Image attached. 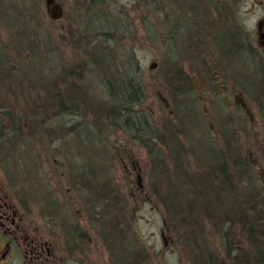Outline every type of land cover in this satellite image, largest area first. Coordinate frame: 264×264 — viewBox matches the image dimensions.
Here are the masks:
<instances>
[{
  "label": "rangeland",
  "instance_id": "374dc122",
  "mask_svg": "<svg viewBox=\"0 0 264 264\" xmlns=\"http://www.w3.org/2000/svg\"><path fill=\"white\" fill-rule=\"evenodd\" d=\"M56 1L63 12L53 21L44 0H0V71L10 74L4 58L17 52L21 101L11 95L10 103L21 109L10 118L24 123L30 198L39 224L44 227L42 214L50 208L60 223L67 214L76 220L75 208L68 212L63 203L68 198L80 202L75 207L81 215L94 207L90 216L98 214L97 233L87 235L93 241L75 247L62 264H74L81 253L95 264H227L223 249L235 248L240 260L253 263L249 258H257L259 240L249 236L258 232L245 231L230 210L237 211L252 190L248 171L261 182L250 158L264 170V85L258 71L251 68L255 74L248 79L250 67L242 61L179 65L190 52H181L183 35L173 31L171 0L156 1L164 6L162 14L134 0ZM214 71L228 92L219 93L212 81V92L204 93L207 117L194 79ZM127 76L145 87L135 118L146 113L159 139L150 147L155 143L161 152L123 127L109 84L116 90ZM237 91L244 99L257 96L251 101L253 122L236 104L223 106V95L229 93L232 103ZM18 146L14 154L23 156ZM235 158L244 162L240 171ZM241 183L248 188L238 189ZM58 205L64 208L62 220ZM241 213L252 217V210ZM226 218L230 223L223 228ZM70 240L63 234L58 242L70 251Z\"/></svg>",
  "mask_w": 264,
  "mask_h": 264
},
{
  "label": "flooded vegetation",
  "instance_id": "af4514ba",
  "mask_svg": "<svg viewBox=\"0 0 264 264\" xmlns=\"http://www.w3.org/2000/svg\"><path fill=\"white\" fill-rule=\"evenodd\" d=\"M156 1L152 0V3L157 7L148 4L146 0H134V4L150 5L154 11L162 14L164 6L161 7L159 5L161 3H156ZM53 2L62 8V4L56 0ZM171 4L170 10L173 8L174 11L171 10V13L167 14L174 22L173 31L183 35L180 36L183 42L181 52L183 54L190 52V57L176 61L179 65L201 66L223 61H242L244 67L248 64L250 67V70L246 71V77L251 79L255 74L251 68H255L260 75L259 84L261 82V85H264V77L261 79V76L264 75V0H171ZM4 59L7 60L6 67L10 74L2 75L0 71V264H62L64 261L68 263L67 256L70 252L76 251L75 247L81 250V248H85L86 239H88V243L93 241L87 235H91L92 232L97 233L98 214L94 212L93 216H90L94 207V209H86L87 217L81 215L78 212L80 210L75 207L80 202L68 198L63 203L67 205L66 207H70L68 212L75 208L79 214L76 220L67 214L65 220L60 223L53 218L54 215H57L56 211L50 208L47 214H42L46 219L44 227L43 224H39L37 214L40 215V213L35 212V206L33 208L34 204L30 198L24 123L16 122L19 118H10L12 111L21 109L20 106L12 109V103H10L11 95L21 101L17 52L8 53ZM170 63L174 64V61ZM217 74L214 71L209 78L197 76L194 79L198 84V86H194L197 102L202 105L203 115L207 117H209V112L208 108L205 109L207 98L204 93L212 92V81L219 84V88H217L219 93L228 92L227 86L220 83ZM261 90L264 92V87ZM256 97L244 99L242 93L237 91L233 94L232 103L230 94H224L222 104L226 107L236 104L247 114L249 121L253 122L254 117L251 112L253 103L251 101H254ZM260 98L262 99L264 96L261 95ZM59 104L62 106V102ZM59 104L54 103L57 107ZM66 106H69L68 103ZM72 122L75 124V121ZM37 124L40 123L37 122ZM208 125L210 126L209 123ZM210 127L213 131V127ZM136 131L137 129H134L135 139L139 135ZM15 145L22 148V151L19 149L18 151H21L23 156L14 154ZM22 158L24 160H21ZM250 165L257 168L261 177V187L264 188L263 168H259L257 161L252 158H250ZM132 168L139 173V168L133 161ZM73 169L78 173L79 165L74 164ZM91 170L89 167L86 171L87 174L92 173ZM83 204L87 205L88 202H83ZM92 205L91 207H93ZM57 207L60 208L58 213L62 220L64 208L60 205ZM63 234L68 235V238L71 239L70 251L61 247L58 242L59 237ZM93 244L100 249L99 244ZM256 252L257 258L249 259H254V263L263 264L264 262L261 261L262 252ZM77 259L74 264H95L89 256L86 259L83 253L78 254ZM233 259V255L228 257L226 253L225 262L227 264H230ZM240 263L247 264L243 260ZM108 264L113 263L109 260Z\"/></svg>",
  "mask_w": 264,
  "mask_h": 264
},
{
  "label": "trees",
  "instance_id": "16d2710c",
  "mask_svg": "<svg viewBox=\"0 0 264 264\" xmlns=\"http://www.w3.org/2000/svg\"><path fill=\"white\" fill-rule=\"evenodd\" d=\"M118 89L114 90L113 89V85L110 83L109 84V88L111 91V98L113 100H118V102H116L117 105H120L122 110L120 111V113L117 111H114V115H119L120 119L123 120V124H124V129L125 130H129L134 133V129H137L136 132L139 133L138 137L136 136V139L141 140V138L143 139L142 142L145 146L149 145V148L151 150H157L160 149V147H156L155 143H154V147H150L153 143V141L155 139H158V136L155 134V130L153 131L152 129V125L151 122L149 124V119L146 116V113L144 112H140V114L138 115V119L135 118V116L137 115V106H139V104L144 100V94H145V87L143 85H141L138 81L136 82L134 80V78L127 76L126 78H124V80L120 81V84L117 85ZM113 89V90H112ZM116 92V93H114ZM114 93V94H113ZM119 113V114H118ZM121 120V121H122ZM134 128V129H133ZM159 140V139H158ZM158 142V141H156ZM173 142V141H172ZM171 142V143H172ZM158 151V150H157ZM159 152H161V149L159 150ZM238 158H235L234 160V165L237 166V171H240V164L242 165V162H238ZM222 174L223 177L227 178V171H228V164L227 162H225V160L222 162ZM230 169V168H229ZM233 168H231L232 170ZM240 174V173H239ZM249 175V176H248ZM251 174L249 173V171L246 173V178L248 180V182L250 183V188L252 189L251 192L249 193L248 196H243V200L241 201V207L237 208L235 210H230V212H234L231 215H239L237 217L231 216L230 218L236 219L239 224H241L242 227L245 228V231H249L254 232L257 231L258 234L257 235H251L249 236L250 238H254L259 240V244L257 243L258 246H256L258 248L257 251L262 252V255H264V248L262 247V243L264 240V188L261 187V183L258 182V178L252 177L250 176ZM218 181L221 180L219 179L218 175L216 174ZM239 178L242 180L241 176H239ZM208 184L209 186L213 187V180H208ZM259 184V185H258ZM243 185V186H242ZM248 184H243L241 183L240 186H238V189H242V188H248L247 186ZM208 190V189H207ZM216 191L214 190H210L209 193L214 194ZM202 193L200 195H204L203 192H199ZM215 196H217L216 194H214ZM192 202L189 203V210H192L191 207ZM170 205H173V203L170 201ZM169 205V206H170ZM166 208H168V205L166 203ZM241 208V209H240ZM242 209H247L252 210V217L248 218V216L246 214L241 213ZM241 213V214H239ZM230 218H226L225 221H223L221 223V225H223V228L225 227L224 224H229V219ZM257 227V228H254ZM257 229V230H256ZM261 230V231H259ZM224 233V232H222ZM226 232L223 235V242L226 245ZM239 249V248H238ZM224 250V253H227V256L230 257L233 255L234 259L231 260L230 264H241L240 262H242V259L240 260V252L236 251V250ZM211 258L213 259V254L210 252ZM264 258V256H263ZM263 258L261 259V261L264 262ZM209 260V263L212 261ZM248 264V263H247ZM250 264H257V263H250Z\"/></svg>",
  "mask_w": 264,
  "mask_h": 264
},
{
  "label": "water",
  "instance_id": "95a60500",
  "mask_svg": "<svg viewBox=\"0 0 264 264\" xmlns=\"http://www.w3.org/2000/svg\"><path fill=\"white\" fill-rule=\"evenodd\" d=\"M45 4L47 5V16L52 20H59L62 17V8L60 5H57L53 0H46ZM155 64L150 66V69L155 68ZM250 114V113H248ZM139 182V178H138Z\"/></svg>",
  "mask_w": 264,
  "mask_h": 264
}]
</instances>
